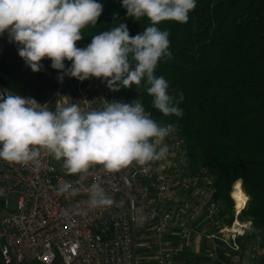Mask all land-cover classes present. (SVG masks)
Here are the masks:
<instances>
[{"label": "built area", "instance_id": "2783aa9c", "mask_svg": "<svg viewBox=\"0 0 264 264\" xmlns=\"http://www.w3.org/2000/svg\"><path fill=\"white\" fill-rule=\"evenodd\" d=\"M89 43L78 41L77 47ZM70 64L72 63L69 61ZM68 68V67H66ZM71 98L57 103L100 110L104 101H121L119 91L103 78L71 79ZM7 91L0 86V92ZM46 107L55 111V107ZM168 153L160 160L133 162L118 172L92 165L86 174L67 175L63 158L41 150L38 163L0 159V256L4 264H260V243L241 238L252 223L239 216L248 203L240 180L230 191L231 215L216 199L213 175L192 166L184 141L172 132L163 141ZM161 145H158V148ZM78 189L60 192L59 186ZM99 184L112 200L90 207L89 187ZM239 183L245 203L232 197ZM230 216H233L230 220Z\"/></svg>", "mask_w": 264, "mask_h": 264}, {"label": "clouds", "instance_id": "9594fccd", "mask_svg": "<svg viewBox=\"0 0 264 264\" xmlns=\"http://www.w3.org/2000/svg\"><path fill=\"white\" fill-rule=\"evenodd\" d=\"M127 16L151 25L132 37L125 23L94 35L86 48L77 47L81 30L95 27L103 12L97 0H0V35L7 32L18 54L33 72L41 71L48 58L51 67L65 76L85 81L103 78L107 87L119 91L141 85L153 97V107L164 116H183L182 92L169 93V83L155 75L162 57L171 59L170 33L160 30L162 21L186 23L196 0H122ZM65 60L71 61L66 68ZM134 66V67H133ZM57 96H60L57 93ZM100 110L84 111L78 104L57 103L55 111L34 98L0 92V159L9 163H38L41 150L63 158L67 175L86 174L92 165L118 172L133 162L144 165L168 153L163 141L175 131L174 124L161 125L152 119L139 98L132 102L107 101ZM158 145H161L158 148ZM78 189L65 183L60 192ZM90 207L106 206L112 200L93 183Z\"/></svg>", "mask_w": 264, "mask_h": 264}, {"label": "trees", "instance_id": "16d2710c", "mask_svg": "<svg viewBox=\"0 0 264 264\" xmlns=\"http://www.w3.org/2000/svg\"><path fill=\"white\" fill-rule=\"evenodd\" d=\"M97 2L103 12L95 27L81 30V41L90 44L94 35L120 22L132 37L152 26L147 17H128L122 0ZM157 27L170 33L172 57L159 60L155 75L168 81L170 94L183 93V116H164L154 108L146 80L139 89L135 84L121 87L120 97L123 102L139 98L152 119L175 125L190 164L214 176L216 199L229 215L231 187L241 181L248 203L239 219L252 223L241 240L264 247V0H196L186 23L162 21ZM18 47L9 42L7 32L0 35V86L40 104L47 102L59 88L61 70L45 58L41 71L33 72ZM64 63L71 66L68 60Z\"/></svg>", "mask_w": 264, "mask_h": 264}, {"label": "rangeland", "instance_id": "374dc122", "mask_svg": "<svg viewBox=\"0 0 264 264\" xmlns=\"http://www.w3.org/2000/svg\"><path fill=\"white\" fill-rule=\"evenodd\" d=\"M58 90L56 91V93L47 101L48 103V106L49 107H55L57 105V102L62 98H66L67 102H69V99L71 98V82L70 80H68V78H64L63 82H59L58 83ZM57 93L60 94V96H63V97H58L57 96ZM251 241L250 240H247V243L249 244ZM257 259L259 261V263L262 262V259H263V255L262 253L259 254L257 256ZM32 264H38L36 262H33ZM55 264H61V263H55Z\"/></svg>", "mask_w": 264, "mask_h": 264}, {"label": "bare ground", "instance_id": "6f19581e", "mask_svg": "<svg viewBox=\"0 0 264 264\" xmlns=\"http://www.w3.org/2000/svg\"><path fill=\"white\" fill-rule=\"evenodd\" d=\"M232 197L236 200L237 208H241L245 203V198L243 197L242 191L240 189V184L237 183L235 185V188L232 191Z\"/></svg>", "mask_w": 264, "mask_h": 264}, {"label": "crops", "instance_id": "0c3cea01", "mask_svg": "<svg viewBox=\"0 0 264 264\" xmlns=\"http://www.w3.org/2000/svg\"><path fill=\"white\" fill-rule=\"evenodd\" d=\"M195 257L197 259L199 258L198 264H207L206 263V260H205V258L203 256V252L197 253ZM0 264H4L3 261H2L1 256H0ZM140 264H144V263L143 262H140ZM177 264H181L180 261H177ZM215 264H222V263H215Z\"/></svg>", "mask_w": 264, "mask_h": 264}]
</instances>
